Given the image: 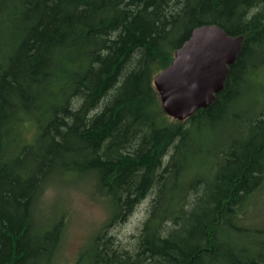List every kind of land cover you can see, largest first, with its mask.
<instances>
[{
    "label": "trees",
    "instance_id": "16d2710c",
    "mask_svg": "<svg viewBox=\"0 0 264 264\" xmlns=\"http://www.w3.org/2000/svg\"><path fill=\"white\" fill-rule=\"evenodd\" d=\"M211 24L241 50L215 99L172 119L153 77ZM69 173L111 210L75 264H264L243 215L264 182V0H0V264H50L61 223L41 229L36 204ZM141 203L124 245L110 228Z\"/></svg>",
    "mask_w": 264,
    "mask_h": 264
},
{
    "label": "rangeland",
    "instance_id": "374dc122",
    "mask_svg": "<svg viewBox=\"0 0 264 264\" xmlns=\"http://www.w3.org/2000/svg\"><path fill=\"white\" fill-rule=\"evenodd\" d=\"M255 94L245 104H249ZM36 132L35 125L26 122L21 136L29 141ZM200 143L208 146V138L200 140ZM209 157L210 154H199L196 169L205 171ZM244 211L249 225L264 227V182L253 193ZM110 216L108 203L96 192L94 180L89 174L75 176L69 173L49 180L36 204V220L41 229L49 228L56 222L61 223L60 239L50 264H75L89 240ZM144 216L145 204L141 203L125 221L113 224L109 232L125 245L132 239L131 235L138 232Z\"/></svg>",
    "mask_w": 264,
    "mask_h": 264
},
{
    "label": "water",
    "instance_id": "95a60500",
    "mask_svg": "<svg viewBox=\"0 0 264 264\" xmlns=\"http://www.w3.org/2000/svg\"><path fill=\"white\" fill-rule=\"evenodd\" d=\"M242 40V35H229L216 24L193 28L170 65L153 77L164 113L182 121L207 107L223 89Z\"/></svg>",
    "mask_w": 264,
    "mask_h": 264
}]
</instances>
